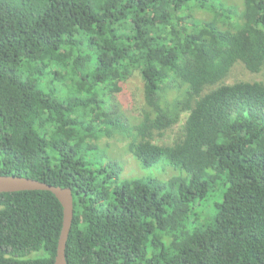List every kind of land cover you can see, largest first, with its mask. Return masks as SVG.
Returning <instances> with one entry per match:
<instances>
[{"label":"trees","instance_id":"16d2710c","mask_svg":"<svg viewBox=\"0 0 264 264\" xmlns=\"http://www.w3.org/2000/svg\"><path fill=\"white\" fill-rule=\"evenodd\" d=\"M243 8L0 0V175L72 190L68 264H264V80L228 83L264 74V0ZM136 75L129 122L109 102ZM116 133L162 171L125 179ZM62 228L51 192L0 194V264H54Z\"/></svg>","mask_w":264,"mask_h":264},{"label":"rangeland","instance_id":"374dc122","mask_svg":"<svg viewBox=\"0 0 264 264\" xmlns=\"http://www.w3.org/2000/svg\"><path fill=\"white\" fill-rule=\"evenodd\" d=\"M217 3H221L227 8H233L236 12H239L241 8L244 7V0H215ZM244 10V8H243ZM200 18L207 16V13L200 11L197 15ZM239 80L245 81H262L264 80V74L254 76L248 75L243 72L241 67H236L229 78L228 83L232 84ZM143 84L140 78L136 75L134 78L130 79L123 86V91L120 95L114 96L109 102V108L111 112L119 115H124L129 122L133 121L135 117L140 114V109L143 107ZM188 117V114H184L180 123L182 126ZM175 134L173 132L169 133L165 138L161 140V143H171ZM103 147L110 143V148H106L105 151L111 159L117 161L123 169V177L125 179L132 177L148 178L157 176V172L162 171V166H157L151 169H144L134 158L133 154L129 151V143L131 142L129 138H124L119 133L115 134V137L108 140L107 138L102 139ZM108 143V144H107ZM141 166V167H140ZM214 199L211 198V202L201 204L197 208L198 214L200 213L202 224H211V218L214 212Z\"/></svg>","mask_w":264,"mask_h":264},{"label":"water","instance_id":"95a60500","mask_svg":"<svg viewBox=\"0 0 264 264\" xmlns=\"http://www.w3.org/2000/svg\"><path fill=\"white\" fill-rule=\"evenodd\" d=\"M25 191L51 192L63 207V228L59 239L57 255L54 264H68L66 247L74 220V199L70 188H63L31 178L0 175V194Z\"/></svg>","mask_w":264,"mask_h":264}]
</instances>
